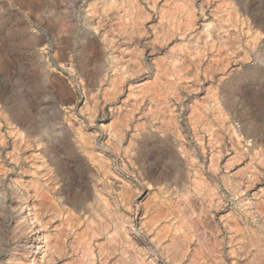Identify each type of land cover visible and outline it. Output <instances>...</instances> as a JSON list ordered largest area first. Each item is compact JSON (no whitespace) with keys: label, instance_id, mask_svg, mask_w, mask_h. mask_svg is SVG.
Masks as SVG:
<instances>
[{"label":"rangeland","instance_id":"rangeland-1","mask_svg":"<svg viewBox=\"0 0 264 264\" xmlns=\"http://www.w3.org/2000/svg\"><path fill=\"white\" fill-rule=\"evenodd\" d=\"M173 263L264 264V0H0V264Z\"/></svg>","mask_w":264,"mask_h":264},{"label":"bare ground","instance_id":"bare-ground-1","mask_svg":"<svg viewBox=\"0 0 264 264\" xmlns=\"http://www.w3.org/2000/svg\"><path fill=\"white\" fill-rule=\"evenodd\" d=\"M14 188V187H13ZM22 190V189H21ZM23 197V196H21ZM36 197V196H35ZM37 198V197H36ZM21 201V198H19ZM32 199V198H31ZM23 200V198H22ZM25 200V199H24ZM19 201L17 204H19ZM22 202V201H21ZM27 202H24L23 205L19 206L18 209H14L12 210L13 212V218H14V221H17L21 224V229L22 230V233H24V236H23V239H22V242H21V246H22V250L24 252V256L26 258H30L31 261H35L37 255L41 253L42 250H45L46 247H49L50 245L48 244L49 242H47V239H46V236L43 235L41 233V230L40 228H36L35 225L38 220H36V217H34V213L32 212L31 210V207L29 205L26 204ZM16 204V205H17ZM35 206V205H34ZM33 206V207H34ZM17 208V207H16ZM60 218V217H59ZM16 222V223H17ZM15 223V222H14ZM38 225H40L38 223ZM16 230V229H15ZM241 231V230H240ZM21 232V231H20ZM16 233V232H15ZM18 236V235H17ZM172 240V238H171ZM49 245V246H48ZM117 246V245H116ZM182 246V245H181ZM160 247V246H159ZM201 247V246H200ZM165 249V248H164ZM187 250V249H186ZM43 252V251H42ZM47 252V251H46ZM181 252V251H180ZM184 252V251H182ZM20 253V252H19ZM44 254H46L44 252ZM180 258V257H179ZM121 260V259H120ZM25 261V260H24ZM23 261V262H24ZM28 261V260H27ZM174 264V263H173Z\"/></svg>","mask_w":264,"mask_h":264}]
</instances>
